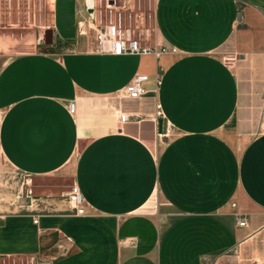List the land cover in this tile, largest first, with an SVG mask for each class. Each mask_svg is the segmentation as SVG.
<instances>
[{"label": "crops", "instance_id": "0c3cea01", "mask_svg": "<svg viewBox=\"0 0 264 264\" xmlns=\"http://www.w3.org/2000/svg\"><path fill=\"white\" fill-rule=\"evenodd\" d=\"M49 1L29 48L0 53V155L39 193L0 214V256L208 264L264 238V0H156L159 55L102 51L78 32L89 0ZM136 73L138 99L124 95Z\"/></svg>", "mask_w": 264, "mask_h": 264}, {"label": "rangeland", "instance_id": "374dc122", "mask_svg": "<svg viewBox=\"0 0 264 264\" xmlns=\"http://www.w3.org/2000/svg\"><path fill=\"white\" fill-rule=\"evenodd\" d=\"M147 15L155 10L156 0H143ZM32 0L31 5L28 0H21V7L11 8L3 0L0 5V53L7 55L18 51L26 50L30 46L29 33H40L44 27L50 23V1ZM40 13L43 17L40 18ZM143 32L147 42H157L159 46L166 49L167 46L157 38L156 23L148 20L143 23ZM223 58L229 62L235 61L237 55L232 52L230 46L220 50ZM259 83L264 86V71L260 77ZM264 95V92H263ZM264 100V97H263ZM163 141L160 140V143ZM244 143V142H242ZM28 179L30 188H34V195L38 196L35 187L37 181L30 180V177L16 170L6 159L0 155V214L10 212V210L22 211V205L25 206L29 198L26 196V185ZM26 184V183H25ZM62 187V186H61ZM62 188L70 189L68 186ZM44 196L50 193H40ZM13 209H11V208ZM0 264H41L34 255L30 256H0ZM208 264H264V238L259 234L253 239L241 244L238 248L228 254L208 262Z\"/></svg>", "mask_w": 264, "mask_h": 264}, {"label": "built area", "instance_id": "2783aa9c", "mask_svg": "<svg viewBox=\"0 0 264 264\" xmlns=\"http://www.w3.org/2000/svg\"><path fill=\"white\" fill-rule=\"evenodd\" d=\"M2 1L0 0V5ZM6 3L11 8L14 6L13 4L21 7V0H6ZM28 3L31 5L32 0H28ZM41 3L40 0V7ZM153 18L156 19L155 10L154 13L149 12L147 15L143 0H89L85 9V16L78 21V32L80 36L91 38L100 50L112 54L153 53L159 55L167 49L159 46L157 42H147L143 32L144 21L152 22ZM158 79H161V75L158 76ZM148 80V74L136 73L124 87V95L137 99L143 97L147 92L146 83ZM75 110L76 104L71 101L69 111L74 113ZM140 119L141 115L136 112L121 111L118 115V121L121 125ZM25 183L26 196L31 203L32 189L29 187L28 179ZM67 198L72 203L75 214L83 215L86 213L87 202L78 185L74 184L71 187ZM22 208L25 207L22 205ZM236 221L239 226H245L247 223L246 217L242 214H236Z\"/></svg>", "mask_w": 264, "mask_h": 264}, {"label": "water", "instance_id": "95a60500", "mask_svg": "<svg viewBox=\"0 0 264 264\" xmlns=\"http://www.w3.org/2000/svg\"><path fill=\"white\" fill-rule=\"evenodd\" d=\"M49 37H51V33H50V31H47L46 32V39L48 40ZM162 124H163V121L159 120L160 131H162Z\"/></svg>", "mask_w": 264, "mask_h": 264}]
</instances>
